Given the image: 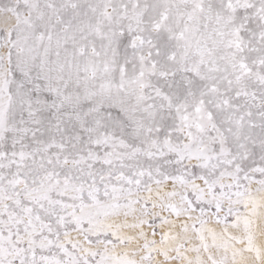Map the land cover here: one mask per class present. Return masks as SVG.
Segmentation results:
<instances>
[{
	"label": "snow or ice",
	"instance_id": "snow-or-ice-1",
	"mask_svg": "<svg viewBox=\"0 0 264 264\" xmlns=\"http://www.w3.org/2000/svg\"><path fill=\"white\" fill-rule=\"evenodd\" d=\"M0 264H264V0H0Z\"/></svg>",
	"mask_w": 264,
	"mask_h": 264
}]
</instances>
